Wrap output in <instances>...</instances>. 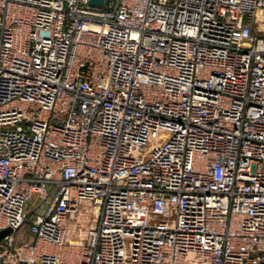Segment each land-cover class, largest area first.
Masks as SVG:
<instances>
[{"label":"built area","instance_id":"obj_1","mask_svg":"<svg viewBox=\"0 0 264 264\" xmlns=\"http://www.w3.org/2000/svg\"><path fill=\"white\" fill-rule=\"evenodd\" d=\"M6 229L0 264H264V0H0Z\"/></svg>","mask_w":264,"mask_h":264},{"label":"water","instance_id":"obj_2","mask_svg":"<svg viewBox=\"0 0 264 264\" xmlns=\"http://www.w3.org/2000/svg\"><path fill=\"white\" fill-rule=\"evenodd\" d=\"M89 3L92 5V6H102L104 5L105 3V0H89ZM11 231V229H6V230H3L2 232H0V241L3 239V237L5 235H7L9 232Z\"/></svg>","mask_w":264,"mask_h":264},{"label":"rangeland","instance_id":"obj_3","mask_svg":"<svg viewBox=\"0 0 264 264\" xmlns=\"http://www.w3.org/2000/svg\"><path fill=\"white\" fill-rule=\"evenodd\" d=\"M85 203H86V204H90V201H86Z\"/></svg>","mask_w":264,"mask_h":264}]
</instances>
